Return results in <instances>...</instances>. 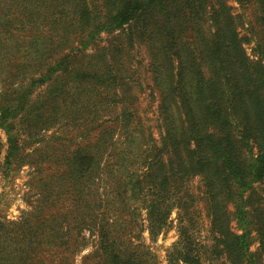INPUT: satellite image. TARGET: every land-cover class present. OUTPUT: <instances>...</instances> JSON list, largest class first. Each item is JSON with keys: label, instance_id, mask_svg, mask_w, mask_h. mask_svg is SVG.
Wrapping results in <instances>:
<instances>
[{"label": "trees", "instance_id": "trees-1", "mask_svg": "<svg viewBox=\"0 0 264 264\" xmlns=\"http://www.w3.org/2000/svg\"><path fill=\"white\" fill-rule=\"evenodd\" d=\"M230 2L254 11L248 35ZM138 47L159 141L133 103ZM56 127L70 137L40 161L50 169L41 213L0 221V264H73L84 231L97 240L92 264H158L141 210L153 237L179 211L170 264H262L264 0H0V176L25 163L22 135L29 144ZM195 178L203 197L190 191Z\"/></svg>", "mask_w": 264, "mask_h": 264}, {"label": "rangeland", "instance_id": "rangeland-1", "mask_svg": "<svg viewBox=\"0 0 264 264\" xmlns=\"http://www.w3.org/2000/svg\"><path fill=\"white\" fill-rule=\"evenodd\" d=\"M230 6L233 8L235 15H243L245 26L241 28V34L248 35V26L255 24V13L251 8H241L238 3L230 2ZM103 39H106L105 35H102ZM247 53L250 57L254 55V43L246 44ZM146 50L143 47H138L134 54L136 62L141 66V69L136 73L133 83H131V94L133 96V103L137 108V115L143 125L144 135L152 138L156 141L160 140L162 134L161 120L158 116L159 98L157 94H153L151 87L153 86L149 76L143 71V62L146 59ZM62 130L57 127L42 133L39 137H36L35 141H31L29 144V138L26 135H22V139L26 142L23 148L19 152L18 157H24V164L18 168H13L7 176H0V221L6 224L11 222H18L24 219L26 216L33 212L41 213L40 203L41 199L46 197L44 184L40 181L42 177L47 176L50 173L49 165L40 164V161L45 159L50 151L53 154L62 155L63 152H57L55 146L59 145L58 139L61 137H70L69 135H62ZM0 138L5 145L2 158L7 155V136L5 132L0 129ZM28 141V142H27ZM53 148V149H51ZM57 148V147H56ZM55 149V150H54ZM54 150V151H53ZM60 151V150H59ZM17 159V158H16ZM39 160V161H38ZM33 161H37L32 163ZM28 163V164H27ZM39 163V164H38ZM17 165V162L15 161ZM54 167V165H53ZM58 170L56 171L57 174ZM37 183V185H35ZM105 186V185H104ZM99 187L96 191L97 199H107V190L105 187ZM95 188V187H94ZM190 191L197 197H203V187L200 178H195L190 184ZM111 197V196H110ZM201 199V198H199ZM254 200L261 202L264 205V185H256V191ZM199 223H200V240L203 243L209 242V229L210 219L207 216L205 204L200 201L199 206ZM141 217H139L138 223L144 228L141 239L142 242L154 253L157 257L158 264H170L169 251L173 244L178 240L179 236V211L174 210L170 216V220L165 230L162 231L157 237H153L148 230V221L146 210H141ZM233 229L237 230V224L233 223ZM86 235V244L73 255V264H92L90 255L95 251L97 243L96 236H91L88 231H84ZM258 248V242H255L251 249L256 251ZM183 264V263H178ZM264 264V260L262 262Z\"/></svg>", "mask_w": 264, "mask_h": 264}]
</instances>
